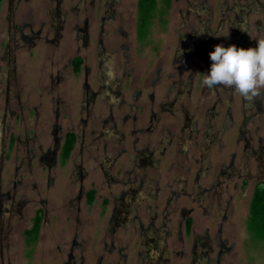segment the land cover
Wrapping results in <instances>:
<instances>
[{
  "label": "flooded vegetation",
  "instance_id": "af4514ba",
  "mask_svg": "<svg viewBox=\"0 0 264 264\" xmlns=\"http://www.w3.org/2000/svg\"><path fill=\"white\" fill-rule=\"evenodd\" d=\"M64 1L0 0V264H224L238 189H264V93L203 76L264 5L182 0L153 35L174 0L145 29L137 0L133 32L123 0Z\"/></svg>",
  "mask_w": 264,
  "mask_h": 264
},
{
  "label": "rangeland",
  "instance_id": "374dc122",
  "mask_svg": "<svg viewBox=\"0 0 264 264\" xmlns=\"http://www.w3.org/2000/svg\"><path fill=\"white\" fill-rule=\"evenodd\" d=\"M40 0H31V5H33L34 10L37 9ZM69 0L64 1L65 5ZM252 1L254 0H228V5H233V3L238 2V9L246 10L248 8L252 9ZM264 5V0H255ZM136 2L137 0H123V9L128 14L125 19L126 26L133 32V22L135 20V11H136ZM212 7L215 12V18L218 14L219 5L222 4L223 0H210ZM255 2V4H256ZM182 0H174V2L164 11V14L161 15L163 18L155 17L151 23L149 29H151L152 34L155 35L164 30H173L178 24V15L177 10L180 8ZM160 6V5H159ZM257 6V4L255 5ZM258 9V13H250L248 16L240 15L242 22L238 28V46L237 48H254L257 44L256 40L264 39V9ZM162 12V9L160 10ZM263 12V13H261ZM214 25H215V20ZM163 19V20H162ZM162 20V21H161ZM180 21V20H179ZM161 22L164 25H161ZM229 36L227 33L223 35L220 39V43H215V46L220 45L224 46L229 42ZM150 53L151 49L148 47L147 53ZM198 59L206 58L205 51H199L197 55ZM229 146V145H228ZM252 189L250 187H240L238 189V196L235 202V208L233 213V218L231 224L226 228V237L227 245L231 247L230 254L227 255L224 264H264V236L258 231L250 228L249 224V201L250 194ZM48 233L44 230L41 231L39 248H41L42 243H46ZM24 253V252H23ZM42 250L39 255L36 257V263L42 264ZM40 260V261H39ZM19 264H25V262H19Z\"/></svg>",
  "mask_w": 264,
  "mask_h": 264
},
{
  "label": "clouds",
  "instance_id": "9594fccd",
  "mask_svg": "<svg viewBox=\"0 0 264 264\" xmlns=\"http://www.w3.org/2000/svg\"><path fill=\"white\" fill-rule=\"evenodd\" d=\"M254 48H227L217 45L209 53L212 62L203 85L232 88L242 99L252 102L264 93V39L256 40Z\"/></svg>",
  "mask_w": 264,
  "mask_h": 264
},
{
  "label": "trees",
  "instance_id": "16d2710c",
  "mask_svg": "<svg viewBox=\"0 0 264 264\" xmlns=\"http://www.w3.org/2000/svg\"><path fill=\"white\" fill-rule=\"evenodd\" d=\"M170 0H162L164 6H168ZM156 9V0H138L137 14L141 22V28L145 29L150 23L151 17L154 15ZM73 140L68 141V146L64 156L66 157L72 148ZM249 224L250 228L258 231L264 236V189L256 188L252 195L249 205ZM37 231L35 227L34 232Z\"/></svg>",
  "mask_w": 264,
  "mask_h": 264
}]
</instances>
